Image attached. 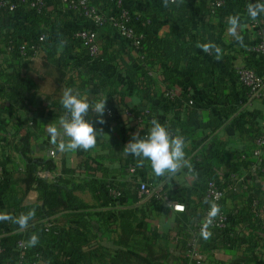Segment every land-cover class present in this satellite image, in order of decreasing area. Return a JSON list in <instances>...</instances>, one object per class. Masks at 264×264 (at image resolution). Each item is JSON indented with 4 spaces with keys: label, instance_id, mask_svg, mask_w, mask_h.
Here are the masks:
<instances>
[{
    "label": "crops",
    "instance_id": "crops-1",
    "mask_svg": "<svg viewBox=\"0 0 264 264\" xmlns=\"http://www.w3.org/2000/svg\"><path fill=\"white\" fill-rule=\"evenodd\" d=\"M109 1L94 0L104 11L108 10ZM116 1L118 6L134 10L139 17L149 9V2L143 0ZM155 2L161 7H166L165 10L159 9V13L155 12L161 19L160 35H165L170 30H178L175 24L176 11L165 6L166 3L162 4L157 0ZM175 3L177 5L179 2ZM189 4L193 8L196 21L194 32L211 44L208 48L211 52L194 55L188 63L204 56L211 58L212 73H221L224 79L229 80L230 85L222 94H217L214 82L208 86L211 92H207L202 86L188 85L187 88L184 81H180L174 89L175 93H180L183 86H186L191 91L189 92L197 109V119L195 118L191 129L192 138L186 140V167H182L173 175L156 176L147 161L141 167L136 157L123 152L124 146L134 135L144 137L149 131V117L152 112L146 110L145 122H139L135 117L134 112L142 104L145 105V102L143 103L137 94L133 79L123 75L121 69L125 61L130 59L132 63L137 54L125 38L111 26H105L99 32L101 50L107 46L117 57L107 73L112 76L118 74L125 96H113L108 99L112 106L107 109H112L114 116L110 118L105 112L103 124L96 123L98 117L91 114L90 119L99 130L96 143L91 149H59L62 138L51 137L47 128L48 124H57L65 115L64 110L56 105V102H60L62 91L72 88L89 100L103 97V94L96 76L99 69L97 63L88 57L82 46L74 44L71 40L75 31L87 26L86 21L78 19L63 3L48 0L43 17L35 22V27L41 28L45 35V43L36 45L39 46L36 58L26 60L20 55L13 56L8 51L0 50V69L5 72L0 73V107L12 105L17 110L14 116L4 114L0 118V175L11 174L16 180L26 171V163L18 151V140L13 132L3 128L8 127L11 121H19L33 132L32 155L52 159L55 163L54 170H43L41 176L47 177L53 183L62 181L61 183L73 189L75 198L94 206L90 227L94 234L91 240L95 244L94 248H100L107 260L114 257L118 249L121 215L125 211L133 210L136 235L143 239L153 236L169 249L168 258L156 264H189L184 255V246L200 222L202 211L210 206V202L203 195V179L207 176L219 178L228 184L223 203L224 209L232 217L235 236L230 237L227 231L212 229L200 243V251L204 255L203 264H264V166L260 165L252 153L257 135L264 132V91L260 97L242 105L220 127L214 128L210 123L214 117L221 120L224 118L219 116V110L216 109L218 105H226L228 100L241 102L239 81L231 68L249 66L264 76V64H260L258 57L248 50L249 45L256 39V30L250 24L244 9L234 0H227L217 15L210 12V0H191ZM17 13V23H34V10L27 1L21 3ZM261 16L264 21V13ZM232 17L238 18L235 26L229 22ZM19 37L23 38V35ZM24 40L28 41L30 46L31 38L27 37L22 41ZM50 45H57L59 55L68 52V58L74 63L67 69L65 79L61 80L60 85L54 77H47L42 69L47 47ZM226 58L231 63V68L225 66ZM15 71L20 80H26L25 76L29 77L36 85L35 88L28 90L10 82L11 79L7 75H13ZM187 73L185 71L183 74ZM4 91L7 94L14 93L15 98L2 96ZM169 99L166 95L162 98L163 102H168ZM128 111L133 115H129ZM159 116H163L159 122L166 125L170 131V122L184 120L188 115L186 112L175 115L173 112L160 110ZM177 130L179 131L178 128ZM213 137L222 146V156H215L217 158L211 160V163H204V155L211 150ZM200 140H204L203 143L194 149L193 145ZM205 147L209 149L203 150ZM51 150L55 151V157L50 155ZM141 181L166 185L171 194L185 205V210L176 211L164 201L145 200L140 191ZM94 184L101 189L100 195L94 191ZM13 185H16V182ZM115 190H121L123 196L116 197ZM3 196L4 187H0V238L8 234L25 236V228L16 223L18 219L13 215V209L5 206ZM38 198L39 192L30 190L25 197V204L36 203ZM71 218L73 217L63 212L56 215L54 220L63 230L83 233L82 226L74 220L69 221ZM25 248L32 249L34 246L28 243L21 247L19 242L8 244L4 241L3 249L8 258L6 263H16ZM83 249L85 252L90 248L84 246ZM137 255L146 258L142 251H138ZM100 261L97 257H86L82 264H99Z\"/></svg>",
    "mask_w": 264,
    "mask_h": 264
},
{
    "label": "trees",
    "instance_id": "trees-1",
    "mask_svg": "<svg viewBox=\"0 0 264 264\" xmlns=\"http://www.w3.org/2000/svg\"><path fill=\"white\" fill-rule=\"evenodd\" d=\"M92 1L94 2V0ZM110 1V9L108 8L106 11L101 9L104 13H108L112 10L120 11L122 9L121 5L118 6L116 0ZM143 1L149 2V9L140 17L134 10H130L134 16L133 24L135 25L136 31L144 34L142 46L136 49L125 39L135 50L137 57L132 63H130V59L129 61H125L124 67L121 69L123 75H127L133 79L137 94L140 96L142 102H145V105L142 104L138 110L134 112L135 117L138 118L139 116H143L146 114V110H150L152 115L150 114L149 123H151L153 119L158 121L162 119L163 116H159L160 110L168 113L173 112L175 115L186 112L188 115L186 119L176 123L170 122L171 134L173 136L182 135L186 141L192 138L191 129L197 117L195 101L192 98L191 91L187 89L188 85L196 87L202 86L207 92H211L208 86L210 83L214 82L213 86L216 92H218L217 94H222L224 89L229 87V80H226V78L224 79L221 73L216 75L212 73V59L207 56L188 63L194 55L202 54L205 51L207 52V49L210 48L211 45L206 40L199 38L197 33L194 32L196 21L192 12L193 8L189 4L191 0H175L173 2L157 0L162 4L166 3L165 6L176 11L175 24L178 30L175 32L170 30L165 35H160L161 22L159 20L161 19L157 13H159V9L162 8V10H165L166 7H161L159 4L157 5L155 0ZM234 1L241 6L247 16H249L248 8L252 4L245 0ZM175 2L179 3L176 5ZM226 2L227 0H225L221 7L215 9L211 5L210 12L217 15L220 9L226 5ZM148 10L151 11L148 12ZM17 12L18 11L11 12L7 8H0V50L5 52L8 51L12 53L13 56H18L20 54L16 48L13 51H9V43H15L17 46L20 45L24 38L30 37L31 41L29 48L31 51L33 45H43V43H45L44 31H42L41 28L37 29L35 27V22L43 17L44 11L41 13L34 11V17H32L33 24L31 21H21V23H17L15 20V15L18 14ZM105 26L113 27L112 24L107 23L101 26L98 31L100 32L101 28ZM19 35H23V38L19 37ZM42 36H44L43 40H41ZM71 40L74 44L82 46L80 41L74 37V34H72ZM100 40L101 39H99V41ZM47 49L42 69L47 77H54L58 85H60L61 80L65 79L67 69L72 67L74 63L68 58V52H63L60 55L58 54L57 45H50ZM83 49L88 57L93 59L99 67L96 76L103 97L107 98V100L113 96L124 97L125 92L121 87V82L118 80V74L115 73L112 76L107 73L111 63H113L117 57L108 50L107 46H105L103 50L100 48L99 53L95 57L90 56L86 48L83 47ZM21 57L22 59L29 60L26 56ZM258 59L260 60V64H264V56L258 57ZM224 61L225 66L231 68V63L228 58ZM236 69L237 68H231L232 72L235 74L234 76L238 79ZM150 71H153L154 75H150ZM185 71L188 73L184 75L183 73ZM1 72L5 73L3 69H0V73ZM255 72L260 74L256 70ZM7 76L11 79L10 82L16 83L21 87L23 86V88L28 90H32L36 86L29 77L25 76L26 80H20L18 78L19 74L16 71L13 75L9 74ZM180 81H184L187 84V88L183 86L180 93H174V96L170 98L168 102H163L162 98L165 93L171 90L174 91V89L178 87L177 85ZM16 84H14V86L18 87ZM239 85L241 102L235 103L232 100H228V104L218 105L216 109L219 110V116L222 115L224 118L221 120L219 117H214L213 120L210 121L214 128L223 125L227 118L237 112L242 105L249 104V102L252 101L249 100L250 89L240 81ZM5 94H7L6 91H4L3 94L1 93L2 96L15 98L14 93ZM155 102L157 104H154ZM56 105L61 107L60 102H56ZM111 106L112 102L108 100L106 109L111 108ZM4 114H11L14 116L17 114V110L12 105L4 108L0 107V118L3 117ZM3 128L8 132H13L12 134L18 140V151L26 163L25 173L16 180L12 178L11 174L5 173L0 175L3 178L0 182V187H4L3 202L6 207L13 209V215L17 219L21 215H27L30 212L33 215L28 221L27 226L24 227L26 230L25 236L21 237L18 234L10 236L8 234L0 238V245L2 247H4V241L10 244L23 240L28 244L31 236L36 235L38 237V243L32 249L25 248L22 250L21 254H24L28 260H36L38 264H82L84 259L86 260V257L100 258L101 261L99 264H156L158 261L168 258L169 249L167 245L160 244L153 236L143 239L136 235L137 229L133 225V218H135V215L133 210H128L121 215V231L118 240L117 254L109 260L105 259L101 249L94 248L95 244L91 242L94 238V234L90 229L94 217V206L88 205L82 200L75 198L73 196V189L61 183L62 181L53 183L50 182L47 177L41 176L40 173L43 170H54L55 163L52 159L35 157L32 155L31 141L33 132L29 127L23 125L19 121H11L8 127ZM203 141L204 140L195 142L193 148L196 149ZM213 141L214 142L210 146L211 150L208 151V154L204 155V163L208 161L211 163V160L217 158L215 156H218V158L222 156L223 149L220 142H218L215 137H213ZM206 149H209V147H205L203 150ZM259 163L261 166H264V158L261 162L259 161ZM205 178L206 179H203L202 186L206 180L214 177L207 176ZM14 182H16V185H13ZM225 186H228V184L225 183ZM33 189L39 192L38 202L25 204L26 195ZM93 189L98 195L102 192L96 184L93 185ZM63 212L67 216L73 217L69 221L74 220L76 224L82 226L84 232L79 234L74 233L70 229H61L54 219L56 215ZM231 226L232 230H234L233 220H231ZM84 246L89 247V251L84 252ZM138 251L144 252L146 258L143 259L138 256ZM7 260L6 252L3 249L0 253V264H11L6 263Z\"/></svg>",
    "mask_w": 264,
    "mask_h": 264
},
{
    "label": "built area",
    "instance_id": "built-area-1",
    "mask_svg": "<svg viewBox=\"0 0 264 264\" xmlns=\"http://www.w3.org/2000/svg\"><path fill=\"white\" fill-rule=\"evenodd\" d=\"M27 1L30 7L37 12H43L47 6L48 0H0V8H7L11 12H16L21 7V3ZM63 3L66 9L72 11L78 19H84L87 23L86 27H82L75 31L74 37L80 41L81 45L86 48L90 56L95 57L100 51V35L99 28L104 24L110 23L118 31V33L125 39H127L131 45L138 49L142 46V40L144 34L137 32L134 23V16L130 10L122 7L120 11L112 10L108 13H104L92 0H57ZM173 2L175 0H160ZM251 4L255 3L254 0H245ZM212 7H221L225 0H210ZM250 24L255 27L256 39L249 45L248 50L250 53L257 57L264 56V21L259 14L256 18L248 16ZM44 36L41 37V40ZM19 51L21 56H26L30 60L36 58L39 46H34L32 51L29 48L28 41L24 40L17 45L15 43H9L8 50L14 49ZM208 53L211 51L208 49ZM150 75H154L153 71L149 72ZM238 80L247 86L249 91V100H253L262 95L264 89V76L257 74L249 66H241L236 69ZM174 91H167L165 95L169 98L174 96ZM107 115L111 118L114 116L112 109H107ZM129 115H133L128 111ZM147 114V113H146ZM146 114L139 116L137 120L139 122H145ZM148 133V132H147ZM144 134V136L147 135ZM253 155L261 162L264 158V132L260 133L255 139V147L253 149ZM50 155L55 157V151L51 150ZM134 171V169H132ZM3 178L0 176V182ZM203 195L206 200L210 202V206L202 211L201 219L198 225L194 228L189 240H187L184 246V255L189 264H203L204 255L200 251L201 240L205 237V233L209 234L212 229H219L227 231L230 236H234L235 232L231 226V216L223 208V201L226 198L228 192V186H225L219 178H210L206 180L202 186ZM141 195L145 200L152 199L156 201H164L169 205H172L176 211H184L185 205L176 199L168 190L166 185L151 184L147 181H141L140 183ZM116 197L123 196L121 190H115ZM215 206V215H212V208ZM50 225V224H48ZM19 245L25 247L27 242L20 240ZM3 251V247L0 245V253ZM16 264H38L36 260H28L24 254H21Z\"/></svg>",
    "mask_w": 264,
    "mask_h": 264
},
{
    "label": "clouds",
    "instance_id": "clouds-1",
    "mask_svg": "<svg viewBox=\"0 0 264 264\" xmlns=\"http://www.w3.org/2000/svg\"><path fill=\"white\" fill-rule=\"evenodd\" d=\"M251 17L256 18L264 13V0H255L248 8ZM230 24L235 26L238 22L237 17L230 18ZM60 105L63 108V115L57 124L50 123L47 132L51 137L62 138L58 147L62 151H75L78 149H91L97 139L99 131L93 121L89 118L91 114L98 117L96 123L103 124L106 112L107 98L99 97L89 100L83 94L66 88L62 91ZM186 141L182 135L173 136L169 128L153 119L146 136L134 135L124 146L123 152L138 159V165L143 166L147 161L152 172L156 176L173 175L182 167H186ZM215 206L212 208V215H215ZM32 213L21 215L16 223L21 228L27 226L32 217ZM207 238V233L204 234ZM38 243V237L32 235L29 240L30 246Z\"/></svg>",
    "mask_w": 264,
    "mask_h": 264
}]
</instances>
